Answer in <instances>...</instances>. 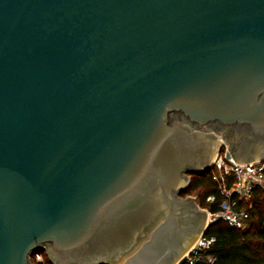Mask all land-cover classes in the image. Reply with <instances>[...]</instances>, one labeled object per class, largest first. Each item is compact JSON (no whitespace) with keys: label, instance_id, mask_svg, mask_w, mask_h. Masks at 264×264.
I'll use <instances>...</instances> for the list:
<instances>
[{"label":"water","instance_id":"95a60500","mask_svg":"<svg viewBox=\"0 0 264 264\" xmlns=\"http://www.w3.org/2000/svg\"><path fill=\"white\" fill-rule=\"evenodd\" d=\"M264 162V0H0V264H181L191 174Z\"/></svg>","mask_w":264,"mask_h":264},{"label":"built area","instance_id":"2783aa9c","mask_svg":"<svg viewBox=\"0 0 264 264\" xmlns=\"http://www.w3.org/2000/svg\"><path fill=\"white\" fill-rule=\"evenodd\" d=\"M210 172L218 191L207 199L209 205L218 203L217 214L206 209L210 222L223 221L232 229L246 231L256 195H264V162L237 164L226 153H218ZM214 242L215 239L201 235L181 264H216V257L208 254ZM36 260L44 262L42 255Z\"/></svg>","mask_w":264,"mask_h":264},{"label":"trees","instance_id":"16d2710c","mask_svg":"<svg viewBox=\"0 0 264 264\" xmlns=\"http://www.w3.org/2000/svg\"><path fill=\"white\" fill-rule=\"evenodd\" d=\"M190 177V187L181 194V197L196 194L200 208L209 210L211 214H217L218 203L212 205L207 203L210 196L218 193L217 186L211 179V172L202 175L191 174ZM248 225L246 231L232 229L223 221L210 225L205 236L208 239H215L208 254L216 257V264H264V195L262 193L256 195ZM38 255L40 254L31 258L32 264H52L50 261L38 262L36 260Z\"/></svg>","mask_w":264,"mask_h":264},{"label":"rangeland","instance_id":"374dc122","mask_svg":"<svg viewBox=\"0 0 264 264\" xmlns=\"http://www.w3.org/2000/svg\"><path fill=\"white\" fill-rule=\"evenodd\" d=\"M217 154H218V153H215L212 162L216 159ZM190 197H192L193 199H195V202L197 201V195H196V194H194V195H192V196H190ZM184 198H186V197H184ZM198 203H199V202L197 201V205H198ZM201 209H202V208H201ZM202 210L205 212V214H206V216H207V219H206L207 222L210 223L211 218L209 217V215H208L206 209H202ZM42 256H43V260H44V262H45V261H50L52 264H54V262H53V260H52V258H51V254H50L47 250L43 253ZM44 262H43V263H44Z\"/></svg>","mask_w":264,"mask_h":264},{"label":"flooded vegetation","instance_id":"af4514ba","mask_svg":"<svg viewBox=\"0 0 264 264\" xmlns=\"http://www.w3.org/2000/svg\"><path fill=\"white\" fill-rule=\"evenodd\" d=\"M217 153H228V146L226 144H222L219 149H218V152Z\"/></svg>","mask_w":264,"mask_h":264}]
</instances>
